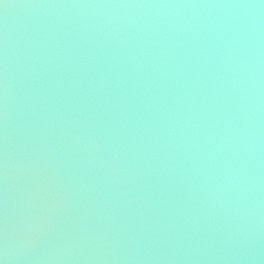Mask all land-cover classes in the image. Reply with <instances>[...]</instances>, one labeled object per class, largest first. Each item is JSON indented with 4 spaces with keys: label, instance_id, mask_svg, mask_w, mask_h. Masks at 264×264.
Wrapping results in <instances>:
<instances>
[{
    "label": "water",
    "instance_id": "obj_1",
    "mask_svg": "<svg viewBox=\"0 0 264 264\" xmlns=\"http://www.w3.org/2000/svg\"><path fill=\"white\" fill-rule=\"evenodd\" d=\"M228 2L0 0V58L6 54L10 83L0 213L6 192L9 264H264V35L251 239L221 235L223 217L208 215L174 155L152 145L129 151L135 113L127 128L116 123L123 88L115 62L104 63L109 41L129 25L193 24L228 12L146 5ZM93 132L113 138L110 150L125 171L100 166L96 151L77 139Z\"/></svg>",
    "mask_w": 264,
    "mask_h": 264
},
{
    "label": "clouds",
    "instance_id": "obj_2",
    "mask_svg": "<svg viewBox=\"0 0 264 264\" xmlns=\"http://www.w3.org/2000/svg\"><path fill=\"white\" fill-rule=\"evenodd\" d=\"M146 7L218 8L228 12L193 24L129 25L114 42L109 41L112 51L106 53L104 63L115 62L118 84L123 88L116 105V123L127 128L128 115L135 113V131L125 143L137 154L152 145L174 155L180 174L186 175L192 190L208 203V215L223 217L221 235L226 234L229 240L251 239L264 0ZM9 96L5 54L0 58V181L5 184L9 175ZM77 139L96 151L94 159L100 166L125 171L120 156L110 150L114 143L111 136L93 132ZM135 171H129V181ZM7 203L5 192L0 213V264H9L14 258Z\"/></svg>",
    "mask_w": 264,
    "mask_h": 264
},
{
    "label": "snow or ice",
    "instance_id": "obj_3",
    "mask_svg": "<svg viewBox=\"0 0 264 264\" xmlns=\"http://www.w3.org/2000/svg\"><path fill=\"white\" fill-rule=\"evenodd\" d=\"M34 234V233H33Z\"/></svg>",
    "mask_w": 264,
    "mask_h": 264
}]
</instances>
